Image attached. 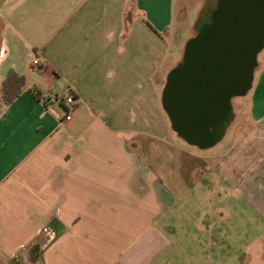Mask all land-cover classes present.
Here are the masks:
<instances>
[{"label": "crops", "instance_id": "1", "mask_svg": "<svg viewBox=\"0 0 264 264\" xmlns=\"http://www.w3.org/2000/svg\"><path fill=\"white\" fill-rule=\"evenodd\" d=\"M171 17L173 0H0L7 30L0 97L6 76L25 79L11 103L0 99L3 261H150L145 252L153 245L137 237L138 223L121 209L144 212L150 203L175 202L154 168L164 165L155 158L156 135L166 131L167 117L157 106L155 85L158 63L169 50ZM262 65L250 103L254 123L264 131V59ZM32 93L61 102L45 107ZM223 174L244 188L260 219L245 225L250 237L242 264H264V145H233L231 168ZM220 235L222 241L215 231L209 240L186 243L195 264H229L230 239ZM36 242L45 247L29 262L27 248Z\"/></svg>", "mask_w": 264, "mask_h": 264}, {"label": "rangeland", "instance_id": "2", "mask_svg": "<svg viewBox=\"0 0 264 264\" xmlns=\"http://www.w3.org/2000/svg\"><path fill=\"white\" fill-rule=\"evenodd\" d=\"M214 2L215 0H173V17L168 21L169 50L162 55L158 63L159 82L155 85L157 106L164 115L166 113L162 106V94L168 75L183 63L186 45L195 38L197 26H201L200 16L203 8L208 9ZM140 15L143 16V13ZM3 30L4 25L0 20V63L1 61L3 63L1 67L6 64L1 57V50L4 47L2 42L6 39L7 31ZM263 59L264 49L257 56L258 67L253 73L255 84L263 68ZM1 70L0 68V74ZM253 91L254 86L245 96L231 99V122L224 129L220 140L205 149L187 144L180 138L172 130L166 114V131L162 135H156L155 154V158L164 162V165L163 167L155 165L154 168L160 175V180L171 188L175 202L154 205L150 203L149 209H144V212L142 209H121L125 217L138 223V227L134 226L137 237L143 238V241L147 238L145 241L153 245L150 248L148 244V251L145 252L146 259H150L146 264H186L187 261L189 262L187 264H195L197 257L195 253L189 251L186 243L209 240L215 231L220 238V233L226 240L229 236L231 244L229 264H242L250 237L245 225L257 223L260 219L244 198L246 192L244 188L223 173H227L231 168L233 145L240 144V147L251 143L264 145V131L260 130V125L254 123L251 114L253 106L250 99ZM161 136L165 138V142L160 140ZM259 153L257 157L260 156ZM179 160L183 163L181 167L176 164ZM213 226L218 229H212ZM44 236L50 238L48 235ZM159 240L168 243V246L160 247ZM44 247L39 242L28 247L29 262H34ZM224 250L226 252V248H220V254ZM159 260H166V263ZM0 264L26 262L17 258L8 263L0 258Z\"/></svg>", "mask_w": 264, "mask_h": 264}, {"label": "water", "instance_id": "3", "mask_svg": "<svg viewBox=\"0 0 264 264\" xmlns=\"http://www.w3.org/2000/svg\"><path fill=\"white\" fill-rule=\"evenodd\" d=\"M216 17L208 33L187 43L183 63L169 73L162 94L172 130L191 143L203 118L246 95L264 47V0H222ZM223 131L210 143H197L208 148Z\"/></svg>", "mask_w": 264, "mask_h": 264}, {"label": "flooded vegetation", "instance_id": "4", "mask_svg": "<svg viewBox=\"0 0 264 264\" xmlns=\"http://www.w3.org/2000/svg\"><path fill=\"white\" fill-rule=\"evenodd\" d=\"M222 6V0H215V2L211 5V7L202 10L200 20H201V26H197V34L195 35V38H200L205 33H208L209 30L214 26L215 19L217 18V14ZM231 102V99H230ZM227 105V107H223L222 109L214 110L211 115H208L207 117L203 118L199 125V133L196 136V140L200 143L203 142V144L210 143L212 140H214L217 131H219L221 128L225 129L226 126L231 122V105ZM225 108V109H224ZM223 110V111H222ZM180 137V136H179ZM182 138L187 144H190L194 147H197L199 149H202V147H205L206 145L199 146L197 141L195 143L188 142L184 137ZM205 149V148H203Z\"/></svg>", "mask_w": 264, "mask_h": 264}, {"label": "trees", "instance_id": "5", "mask_svg": "<svg viewBox=\"0 0 264 264\" xmlns=\"http://www.w3.org/2000/svg\"><path fill=\"white\" fill-rule=\"evenodd\" d=\"M25 84L23 76L11 73L1 83L2 103L7 105L11 103L21 93V89Z\"/></svg>", "mask_w": 264, "mask_h": 264}, {"label": "built area", "instance_id": "6", "mask_svg": "<svg viewBox=\"0 0 264 264\" xmlns=\"http://www.w3.org/2000/svg\"><path fill=\"white\" fill-rule=\"evenodd\" d=\"M33 66L34 67H38L39 66V61L38 59H36L33 62ZM32 95L41 103H43V105H45L46 107V103H50V102H61V100L57 97V96H51V95H43V94H39V93H32ZM67 105L72 104V99L69 97L65 100Z\"/></svg>", "mask_w": 264, "mask_h": 264}]
</instances>
